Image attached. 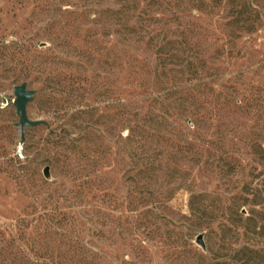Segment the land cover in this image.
<instances>
[{"label": "rangeland", "instance_id": "374dc122", "mask_svg": "<svg viewBox=\"0 0 264 264\" xmlns=\"http://www.w3.org/2000/svg\"><path fill=\"white\" fill-rule=\"evenodd\" d=\"M176 1L0 0V264H264V0Z\"/></svg>", "mask_w": 264, "mask_h": 264}, {"label": "trees", "instance_id": "16d2710c", "mask_svg": "<svg viewBox=\"0 0 264 264\" xmlns=\"http://www.w3.org/2000/svg\"><path fill=\"white\" fill-rule=\"evenodd\" d=\"M139 0H121V4L120 6H118L117 4H114L112 6V9L110 10L113 14H117V15H125L126 18V28L129 34L131 35H148L149 37H151L152 39L151 42H154L156 37H158V39L160 38V36H163L164 34H166V28L165 26L161 27L160 26H156L159 25L161 23V20H157L153 17V15H147V19L142 20L141 18H139L138 20H136L135 22H133L132 20H130L129 16H127L129 13H131L132 11L136 10V6H134ZM185 0H177V2H184ZM120 2V1H119ZM131 3H134L133 5H131ZM166 3V4H165ZM150 5L153 6H157L159 7L162 11L163 15H167V8L162 9L165 6H170L169 2H167V0H152V2L150 3ZM160 22V23H158ZM158 23V24H157ZM170 28L168 27L167 30H169ZM156 31H159V34L156 37H152L153 33H156ZM173 44L172 41L168 40L167 38H164L160 44L159 47L165 48V47H169ZM164 46V47H162ZM247 221H251V219H248ZM246 221V222H247ZM244 229H248V227L244 228ZM241 253L243 254V257L241 258H235L233 261H236L235 263H228L227 261L222 262V261H217V262H213L211 261L210 264H254V258L253 255H255L257 252L255 250H251L249 248H244ZM251 254V255H250Z\"/></svg>", "mask_w": 264, "mask_h": 264}, {"label": "water", "instance_id": "95a60500", "mask_svg": "<svg viewBox=\"0 0 264 264\" xmlns=\"http://www.w3.org/2000/svg\"><path fill=\"white\" fill-rule=\"evenodd\" d=\"M35 94L36 92L30 90L27 83L17 86L14 89V95L16 99L13 104L16 109V114L19 118V123L16 124V127L21 129V142L19 152L23 150V147L26 143V128H37L42 125H46V122L42 120L33 121L28 116V106L29 104L34 102ZM198 241L203 244L202 236L199 237Z\"/></svg>", "mask_w": 264, "mask_h": 264}, {"label": "built area", "instance_id": "2783aa9c", "mask_svg": "<svg viewBox=\"0 0 264 264\" xmlns=\"http://www.w3.org/2000/svg\"><path fill=\"white\" fill-rule=\"evenodd\" d=\"M21 153V152H20ZM21 155V154H20ZM22 156V155H21Z\"/></svg>", "mask_w": 264, "mask_h": 264}]
</instances>
